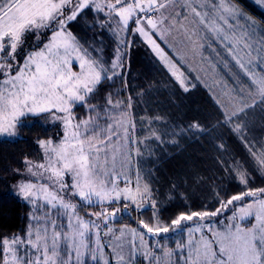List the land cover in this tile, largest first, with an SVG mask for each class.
<instances>
[{
	"label": "snow or ice",
	"instance_id": "1",
	"mask_svg": "<svg viewBox=\"0 0 264 264\" xmlns=\"http://www.w3.org/2000/svg\"><path fill=\"white\" fill-rule=\"evenodd\" d=\"M249 3L264 13V0ZM87 12L116 41L110 61L69 28ZM149 30L179 45L181 62L206 65L205 74L227 99L225 105L217 97L221 126L245 141L264 176V147L248 142L242 119L264 105V19L240 0H0V137L14 140L28 117L60 125L56 137L37 141L41 160L25 157L24 172L13 170L28 177L13 185L30 206L28 222L23 231L0 235V264H135L140 255L148 264H264V187H249L243 164L233 160L227 170L246 190L220 199L215 210L185 211L163 222L141 168L147 141L162 139L153 118L140 117L141 126L145 120L149 125L141 136L131 97L120 99L117 89L97 99L104 83L124 75L128 32L138 33L189 90L184 72ZM218 72H226L233 86ZM188 130L204 131L198 123ZM149 204L152 218L139 219V229L114 227ZM177 232H186L187 240L176 241L174 249L159 239L149 243L148 237Z\"/></svg>",
	"mask_w": 264,
	"mask_h": 264
},
{
	"label": "trees",
	"instance_id": "2",
	"mask_svg": "<svg viewBox=\"0 0 264 264\" xmlns=\"http://www.w3.org/2000/svg\"><path fill=\"white\" fill-rule=\"evenodd\" d=\"M240 3L249 14L264 19V13L248 0H240ZM69 28L85 44L93 41L97 45L101 41L103 54L111 56L116 41L110 33L100 29L94 13L82 14ZM128 58L123 77H118L114 84L104 83L97 99L103 102L107 92L119 89V98L127 101L131 97L136 106L134 110L149 117H161L176 131L170 136L174 141L152 143L154 148L142 160L143 172L148 174L163 222L170 223L185 211L215 210L220 199L246 190L227 170L233 160L239 161L249 172V187H264V176L255 170L241 138L227 125L221 126L224 113L206 89L197 85L187 92L182 91L141 38L132 43ZM262 108L263 105H258L254 112ZM77 111L78 115L84 114L83 108ZM251 112L248 111V115ZM43 119L28 117L30 122H25L16 140L0 139V235L23 231L28 222L29 206L11 192L9 179L15 174L14 169L22 170L25 157L39 155V139H48L59 132L56 127L43 124ZM193 123H198L204 131H189ZM247 127L245 132L250 135L252 130ZM251 135L257 133L252 131ZM133 214L132 218L125 216L117 223L134 226L139 219L150 220L153 210L146 206L142 213L133 211Z\"/></svg>",
	"mask_w": 264,
	"mask_h": 264
},
{
	"label": "rangeland",
	"instance_id": "3",
	"mask_svg": "<svg viewBox=\"0 0 264 264\" xmlns=\"http://www.w3.org/2000/svg\"><path fill=\"white\" fill-rule=\"evenodd\" d=\"M249 1V0H248ZM95 15V14H94ZM103 14H101L102 16ZM97 23V20H96ZM98 24V23H97ZM99 25V24H98ZM134 27V25H133ZM105 31L108 32V34L110 33L108 31V29H104ZM150 34L152 35L153 39L156 40V42L160 45V47L165 51V53L169 56L170 59L173 60V62L177 63V66L180 68V70L182 72H184L185 76L187 77V82L189 84V89L200 85L201 87H203L204 89L207 90V92L213 96V98L217 101V97L220 98L221 103L227 105V99L222 95L220 88L216 87V82L213 81L211 74L206 75L205 71L203 69L206 68V65H202L198 60L197 61H192L191 59H187L186 62H181L180 61V57L179 55H177L178 52H180V55H183V52H181L179 45H177L175 48H173L171 45L174 43L173 41H171V39L169 38L168 42H165V40H162L158 35H156L155 33L151 32ZM111 34V33H110ZM122 35H124L122 33ZM142 39L144 41V39L138 34L135 33L133 34L132 32H128L127 33V39L130 42L129 45L127 47L124 48V68H123V73H125L128 63H129V52H130V47L132 45L133 42L137 41L138 39ZM92 45H94L96 48H100L101 47V41H98L97 45L92 41L91 43ZM146 46L152 51V49L149 47V45L147 43H145ZM115 48L116 45L113 47V49L111 50V56L107 57L104 54V58L106 60H111V58H113L114 54H115ZM152 53L156 56V54L152 51ZM208 53L205 52V55H207ZM157 57V56H156ZM157 59L160 61V59L157 57ZM161 62V61H160ZM162 63V62H161ZM162 65L164 66V64L162 63ZM164 68L166 69V71L168 72L169 76L176 82L175 78L172 76V74L168 71V69L164 66ZM226 75V77L229 79V86H233V80L230 76L227 75L226 72H224ZM222 75V72H218L217 76L221 79H226L225 76ZM199 77V78H198ZM177 83V82H176ZM177 85L179 86V84L177 83ZM179 88L184 91L180 86ZM132 100V99H131ZM218 103V102H217ZM221 103H218L221 106ZM132 104H133V113L136 117L137 120V125H138V132L141 136H143L145 134V130L149 127L147 120L144 121L143 125L141 126V122H140V117H147V118H153L152 119V123H151V127L162 137L161 140H157V139H151L149 141H147V144L149 146L150 151L146 152V155L144 157H147L148 154L151 153V150L154 148V146L152 145V143L154 142H160L163 143L164 141H169L172 142L174 141V138H171L170 136L173 135L176 131H174L172 128V125H168L166 124V121L164 119H162L161 117H159L160 119H154L155 117H149L146 114H141L139 113L137 110H134V107H136L133 103L132 100ZM251 115H248L246 117L242 116V119L246 121L247 126L252 130L255 131L257 133L256 136H252L250 131V135H248L245 132V135L248 138V142L251 143L254 147L260 148V147H264V105L261 111H256L254 112V108L248 109L247 111H250ZM46 115V114H45ZM259 116H261L262 120H259ZM158 117V116H156ZM30 122L29 120H27V118H25V122ZM43 122V124H45L47 127H56L59 131H60V125L59 123H57L55 126L51 123L50 120L48 119H43L41 120ZM247 127V128H248ZM62 135V133H61ZM19 137V135H18ZM18 137H16L14 140H16ZM52 137H56V136H52ZM0 139H9V138H5V137H0ZM58 139V137H57ZM9 140H13V139H9ZM242 140V139H241ZM244 145H245V149L247 150V154L248 156L251 158V160L253 161V158L248 150V147H246L245 141L242 140ZM142 148H144V145H141ZM39 148V145H38ZM33 161H38L42 159V153H41V149L39 148V155L35 158H29ZM254 163V162H253ZM141 168L144 171V163L143 161H141ZM25 169V165L21 170V173L24 172ZM133 181L135 180V169H133ZM21 179H28V177L26 175H21L18 173H15L11 176V178L9 179V185H10V190L11 192L15 195L14 189H13V185L16 184L19 180ZM18 197V196H17ZM19 198V197H18ZM20 199V198H19ZM249 200L251 198H248ZM22 200V199H21ZM26 203V202H25ZM27 204V203H26ZM29 206V205H28ZM150 206V204L148 205ZM30 207V206H29ZM231 213H227V215H230ZM133 211L125 214V216L132 218L133 217ZM124 216V217H125ZM135 219V217H134ZM215 219V218H214ZM123 219H120L119 221H121ZM254 222V220H250L248 221V223ZM191 223V222H189ZM124 225L127 224H120V223H115L114 227L116 229H119L121 227H123ZM131 227H136L137 229H139V223H135L134 226ZM142 231V230H141ZM149 239V243L151 244V242L153 241V239H159L162 243H167V245L171 248H175V244L176 241L178 240H187V233H172V234H162L161 237L159 238H152V237H148ZM107 252V250H106ZM114 264V262H113ZM135 264H148V262L146 260H144L143 256L140 255L136 258Z\"/></svg>",
	"mask_w": 264,
	"mask_h": 264
}]
</instances>
